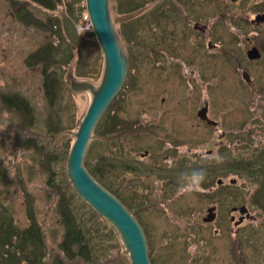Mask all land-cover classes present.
<instances>
[{
	"label": "rangeland",
	"instance_id": "374dc122",
	"mask_svg": "<svg viewBox=\"0 0 264 264\" xmlns=\"http://www.w3.org/2000/svg\"><path fill=\"white\" fill-rule=\"evenodd\" d=\"M46 1L52 8L0 0V95L16 93L30 106L24 116L0 102V227L21 232L32 217L42 234L37 264H130L111 226L74 193L66 176L72 134L89 95L71 93L65 81L71 74L98 86L103 56L84 0ZM184 1L109 0L112 19L132 14L115 25L131 67L92 133L85 168L137 216L151 264H264V210L254 204L264 200V176L229 172L236 158L251 165L264 152V63L243 61L253 73L252 84L246 83L223 56L206 49L207 38L192 31L190 20L205 23L214 15L219 24L209 38L233 43L241 57L250 45L264 49L245 20L258 0L254 11L248 0ZM44 51L51 55L47 62ZM45 68L62 84L52 103L44 96ZM201 107L216 126L199 121ZM192 108L191 115L178 111ZM201 168L207 176L198 189L182 186L183 173ZM62 199L89 230L88 262L69 260L58 249ZM213 206L216 221L203 222ZM241 206L248 214L238 229L230 217L238 220L232 209Z\"/></svg>",
	"mask_w": 264,
	"mask_h": 264
},
{
	"label": "water",
	"instance_id": "95a60500",
	"mask_svg": "<svg viewBox=\"0 0 264 264\" xmlns=\"http://www.w3.org/2000/svg\"><path fill=\"white\" fill-rule=\"evenodd\" d=\"M84 3L93 35L103 56V73L96 87L90 82L76 80L71 74L65 81L71 93L89 95L87 109L72 134L74 141L66 160V176L74 193L111 226L130 264H151L146 237L140 223L122 202L93 179L84 165L88 145L93 138L92 133L121 91L128 73L129 58L115 25L127 21L132 14L112 19L109 0H84ZM208 123L211 124L210 121ZM235 183V180L229 181L230 185ZM217 184H222L221 180ZM232 211L240 214L235 226L248 214V209L244 206L233 207ZM214 219L215 209L208 208L203 222H214Z\"/></svg>",
	"mask_w": 264,
	"mask_h": 264
},
{
	"label": "trees",
	"instance_id": "16d2710c",
	"mask_svg": "<svg viewBox=\"0 0 264 264\" xmlns=\"http://www.w3.org/2000/svg\"><path fill=\"white\" fill-rule=\"evenodd\" d=\"M33 1L45 8L46 7L49 9L52 8V5L50 3H47V1L45 3V0H33ZM34 57L38 58L37 56ZM42 57H44L43 61L46 62L51 59V55L49 51H44ZM43 85L45 91L44 96L50 103H52L54 97H57L56 91L59 88L58 85L62 87V84L59 83L56 76L50 73L47 68L43 70ZM0 102L8 110L16 111L24 116L27 114L26 112L30 109L28 101L16 93L10 95H5V94L0 95ZM108 132L110 134L114 133V131L111 130L105 132L104 134H107ZM248 162L242 160L241 158H236L235 160H233L232 162L233 165L230 167L229 172L234 175H237L240 172H242L243 174H245V176H249L254 179L259 178V176H264V152L262 154H259L257 158L251 161V163L253 164L246 165V163ZM86 166H87V162L85 161V167ZM89 174L98 184L105 187L100 182L95 172L92 171L91 173L89 172ZM105 188L113 196H115L118 200H120L119 197L115 195L116 193H114L113 191L111 192L107 187ZM254 204L260 209L264 210V200L261 197L259 199L256 198ZM58 209L61 217L60 224L64 230L62 240L58 246L59 251L62 252L64 256H66L67 259L69 260H74L75 258H83L85 259V261L88 262L87 258H89L88 255L90 249L89 247L90 241L88 235L89 230H87L88 231L87 232L84 229V227L76 223L75 218L66 200L62 199L58 202ZM127 209H129V207H127ZM92 215L96 217L95 214L92 213ZM133 216L137 220V216L135 215ZM29 221H30L29 227L21 232L13 231L12 228L10 227V224H8L5 228L0 227V264H22V261H27V264H37L39 259L43 257V255L41 256V253L39 251V249L43 247L42 237H41L42 234L32 217H29ZM1 224H3V222H1ZM12 243H15L16 245L15 250L8 251L6 248H4L7 247L8 245L11 246ZM28 256H31L32 258L30 259ZM57 264L60 263L58 262Z\"/></svg>",
	"mask_w": 264,
	"mask_h": 264
},
{
	"label": "flooded vegetation",
	"instance_id": "af4514ba",
	"mask_svg": "<svg viewBox=\"0 0 264 264\" xmlns=\"http://www.w3.org/2000/svg\"><path fill=\"white\" fill-rule=\"evenodd\" d=\"M182 1H184V0H182ZM248 1L250 3V6L253 7L252 10L254 11V8H255L254 0H248ZM229 2L238 3V2H240V0H229ZM255 5H256L257 10L255 8V12L253 13L252 18H250V19L246 18L245 20H247L248 25L250 27L257 29L255 36L258 37V39L264 40V0H258ZM222 13L223 12H221L219 14L222 15ZM219 14H216V15H219ZM213 16L209 17L208 21L205 20L206 21V22L204 21L205 23H203L202 20H200L199 18L190 19L192 31L196 34L200 33L203 36H205L207 38L206 49L208 51L214 52L215 54H220L221 56H223L225 61L229 63L228 64L229 66L227 67L228 69H231L232 71L239 72V74H240L239 76H241L242 80H244L246 83L252 84L251 77H252L253 73L251 72V70H249L247 68L245 62H248L250 64H255L257 62H260L263 64L264 63V49L259 44L250 45L247 47V49L243 50L244 56L242 54V56L240 57L238 54V52H240V51L237 52V50L233 47V43L231 44V47H228L230 45V42L227 46H224V45L221 46L218 43L212 41L211 38H209V35L210 36L211 35L216 36V31L213 29V26L216 25L217 23L219 24V22L216 19L215 20L212 19ZM212 21H214V22L212 23ZM250 42H252V40ZM243 61H245V62H243ZM251 66H254V65H251ZM130 67L131 66L129 63L128 72H129ZM262 67H264V65ZM228 69H223V71H228ZM221 72L220 71L216 72L217 76H220ZM260 72L264 74V69L263 70L261 69ZM233 74H234V76L235 75L237 76L236 73L233 72ZM263 84H264V82H263ZM178 107L180 108V106H178ZM178 111L179 112L182 111L184 113H189L191 115V114H193L194 109L192 108L191 112L189 110L184 111V110H180V109ZM207 112H208V109H206V107H201V110H199V109L196 110L195 115L197 116L199 121L205 122L207 126H209V127L210 126L211 127L216 126L217 123L214 120H210L207 117ZM209 121L211 122V124L208 123ZM147 157H148V153L146 151L142 158L146 159ZM218 186H221V184ZM209 208L215 209V219H216V208H215V206L209 207ZM233 213L236 214L238 212H233ZM206 215H207V210H206L205 216ZM204 218L205 217H203V219ZM239 218H240V214H239ZM239 218H238V220H235L234 216L233 217L231 216L230 220H232V223L235 224V222L239 221ZM244 221H245V218L240 224H242ZM239 225L238 226L234 225V227L239 229Z\"/></svg>",
	"mask_w": 264,
	"mask_h": 264
},
{
	"label": "clouds",
	"instance_id": "9594fccd",
	"mask_svg": "<svg viewBox=\"0 0 264 264\" xmlns=\"http://www.w3.org/2000/svg\"><path fill=\"white\" fill-rule=\"evenodd\" d=\"M206 170L194 169L191 172L183 173L180 177L182 186L187 187L190 190H196L206 179Z\"/></svg>",
	"mask_w": 264,
	"mask_h": 264
}]
</instances>
